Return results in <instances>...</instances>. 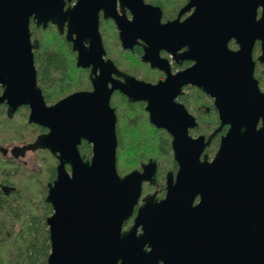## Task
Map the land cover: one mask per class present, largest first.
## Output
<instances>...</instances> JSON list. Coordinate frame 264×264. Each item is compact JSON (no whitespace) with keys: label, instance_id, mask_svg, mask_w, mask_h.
<instances>
[{"label":"water","instance_id":"water-1","mask_svg":"<svg viewBox=\"0 0 264 264\" xmlns=\"http://www.w3.org/2000/svg\"><path fill=\"white\" fill-rule=\"evenodd\" d=\"M68 2L0 0V105L8 104L9 118L29 107V123L48 130L31 148L48 150L60 161L46 198L53 208L46 221L47 264H264V91L255 77L257 62L264 66V0H188L178 19L165 25L162 9L144 0H77L66 9ZM101 12L116 19L125 50L142 41L143 62L166 71L165 82L146 84L105 61ZM33 16L39 26L51 21L61 33L68 24L78 66H93V92L47 106L37 83ZM257 44L261 54L255 60ZM161 51L195 64L173 76ZM190 84L212 98L219 113L221 126L208 139L190 136L193 119L176 102ZM116 91L130 103L148 104L152 124L173 137L179 165L176 179L173 173L167 177L166 198L146 197L128 229L143 183L156 181L157 164L151 160L143 171L124 177L118 173L117 114L111 105ZM226 126L209 161L204 153ZM83 141L92 146L91 160L81 156Z\"/></svg>","mask_w":264,"mask_h":264},{"label":"flooded vegetation","instance_id":"flooded-vegetation-1","mask_svg":"<svg viewBox=\"0 0 264 264\" xmlns=\"http://www.w3.org/2000/svg\"><path fill=\"white\" fill-rule=\"evenodd\" d=\"M144 1L147 4L153 5L146 0H144ZM187 3H188V1H187ZM187 3L185 5H183L182 7H180L179 9H177L176 11L174 9H172L173 11L171 13H169V11H168L167 15L165 14V11L160 6H156V5H153V6L160 7L162 9V11H163L162 24L165 25L169 22L176 21L179 17L178 15H179L180 11L187 5ZM76 4H77V0H72L71 3L70 2L67 3L66 9L73 8ZM117 11H118L119 15H122L121 6H120L119 2L117 3ZM190 15H191V13H188V14L182 16L181 22H184ZM115 17H122V16H115ZM126 17L131 22L134 20V16H132L131 12L128 10H127V16ZM98 18H99L98 19L99 20V33L101 35L103 45H104V49L106 51V57L104 58L105 61L111 60L120 73H123L125 75L130 76V77H133V78L137 79L138 81H143L146 84L156 86L159 83L165 82L168 79V73L166 71L160 70L158 68H153L151 63L143 62L144 48L142 45L143 44L142 41H140L141 45H136L133 50H125L123 48L122 41H121V29L119 28V26L116 22V19L114 17H111V16H105L104 12H101L100 15L98 16ZM30 33H31V43L32 44L38 43V47L33 50L34 62H35L36 70H37L38 87L41 89V91L43 93V96H44V99H45L47 106H49V107L56 106L58 103H60L64 99H66V98H68V97H70L76 93L93 92L94 91L93 80L91 78L93 66L89 67V68H83V67L78 66L79 53L74 51L73 42L68 40V34H69L68 24L66 25V27L63 29V32L61 33L58 25H56L55 23L50 21L46 27L44 24L39 26L37 24V21L35 20V16H33L30 19ZM73 37H74V39H76L77 38L76 34ZM110 37H113V44H114V46H117L119 48L120 53L124 52L126 55H128L134 59V62H132V60L128 61L129 60L128 58H127L128 60L125 61V63L128 66L127 72L122 70L121 67L117 64V62H119L121 60L115 58L111 54V51L109 50L110 49L109 47L111 46L109 44ZM108 40H109V42H108ZM45 43H47L48 46L51 47L52 50L60 51V52L64 53V56H65L66 62H67V72L69 75V82L68 83H64L63 80L61 79V76L56 75V77L58 78V82H57V85L50 92L51 97H52L50 102L46 100L44 90L39 84L38 67L36 64V53L40 50L42 45ZM84 46L87 49L90 48V44L87 42L84 43ZM137 49H140L142 51L141 56H138L136 53H134V52H137L136 51ZM185 51H186L185 49H182L181 51H179L178 54L183 55V53H185ZM67 55L69 58H71V63L74 62L73 67L76 69V71L81 73L84 76L85 83H86L84 88L74 89L73 81L71 78L72 75L70 72V69L72 68V66H70L71 63H70ZM160 57L162 60L166 61L167 65L169 66V73L173 76L188 70L189 68H191L195 64L194 62L187 61V60H181L179 63L175 60V56L173 54L167 52V51H161ZM258 57L259 56H257V57L254 56V59L257 60ZM137 58H138V60L140 59L139 60L140 64L136 63ZM262 68L264 71L263 65H262ZM256 71H257V64H256ZM129 72H133V74L129 73ZM99 74H100V71L97 72L98 76H99ZM255 77H256V72H255ZM95 78H96V76L94 75L93 79H95ZM113 79L118 80V81H123L122 77H118L116 75H113ZM259 84H260V81H259ZM260 87L264 91V83H262V85L260 84ZM3 91H4V89L2 87H0V96L3 95ZM202 94H203V96H205L204 101H202L203 100ZM117 95L123 96L129 105L134 106L132 109L127 108V110H129L131 112V114H134L136 117L134 119L132 118L133 121H136L137 123L138 122L142 123L143 126L147 127L151 132H161L163 134H166V137H169L171 139V141H170L171 142V156L170 155L164 156L165 159H163V161L158 162L157 160L149 159L147 162L140 164L139 168L127 171V172H125V174H121L118 171V173L122 177H124V176L130 174L131 172H133L135 170L143 171L144 165H147L151 160L155 161L157 164L156 181L154 183H150V182H144L143 183V192H142L141 199L139 201V205L136 207L135 215H134L133 219H131L129 221L132 225L133 221L137 215L138 209L143 204V201L146 197L155 195L156 199L158 201H161V200L166 198L167 188H168L167 177L170 173H173V178L176 179L177 173L179 171V165L175 161L174 151L172 148L173 137L169 134V132L166 129H159L155 125L152 124L150 113L147 111L148 104L146 102H143V101L136 102V103H130L128 98L125 95H123L122 93H120L119 91L114 92V94L112 96V101L114 100V98H116ZM112 101H111V105H112ZM176 102L179 103L180 105H183V107L187 110L189 116L192 117V119H193L192 123L195 124V126L193 128L189 129V134L192 138L196 139L200 136H205L208 139L215 131H217L219 129L218 127L221 126L219 113L215 107L214 100L212 98H210L207 94H205L197 86L190 84V85L183 87L181 94L176 99ZM112 107H113V105H112ZM113 108L116 110V114H117V109L115 107H113ZM0 109H2V111L5 113V116L7 118H9V116H8V104L7 103L1 104ZM22 109H24L25 111L28 112V120L27 121L29 123V115H30V108L29 107H26V106L21 107L16 112L14 117ZM201 114L207 115V117H208L207 123L210 124L211 128H213V131H211L210 134H208V135L201 133V131H202ZM9 119H11V118H9ZM30 125L38 126L39 128H42L45 130L44 133L39 134L37 136L35 141L41 135L48 133L47 129H45L39 125H36V124H30ZM117 125H118V115H117ZM228 130H229L228 126L224 127L221 130V132L218 133L213 138V140L216 137H219V140L221 141L222 136L226 135ZM5 132H6L5 129H3L2 133H1V138L4 139V141L7 139V136H5ZM213 140H212L211 146L208 147L204 153L205 155L209 156V161L214 160L217 152L219 151L220 143H221V142H219V148L216 150V152L213 153L212 155H210L207 152V150H209L212 147ZM35 141L31 142V143H29V142L24 143L23 142V143H21V147H17V145H16V146H14L13 149H11L13 146H11V147H9V146L5 147L3 145L0 146V157H1L0 159L3 160L2 164L5 166L4 168L0 167V169L2 170V171H0V191H2L6 196H10L11 193H15V192L20 191L18 189V187L9 178L7 168L10 166L20 168L21 164L25 165L23 162V159L26 157V155L29 152H32V153L47 152L48 154H50L52 156V159L54 161V164L52 165V167L50 169L49 178L47 179L46 185L44 186V190L46 191L45 195L47 198L48 192H49V185L53 184L55 182V180L57 179L58 167L60 165V161L54 155H52L51 152H49L48 150H33L31 148V146H32V144L35 143ZM84 143H87V142L83 141V143L79 147V150ZM118 147H119V143H118ZM80 153H81V150H80ZM81 156H82V154H81ZM82 158L84 160L88 161V160H91L92 155L89 159L85 158V156H82ZM0 163H1V161H0ZM66 169L69 173H71V167L70 166H66ZM117 169H118V159H117ZM7 191H9V193ZM131 225H130V227H131Z\"/></svg>","mask_w":264,"mask_h":264},{"label":"trees","instance_id":"trees-1","mask_svg":"<svg viewBox=\"0 0 264 264\" xmlns=\"http://www.w3.org/2000/svg\"><path fill=\"white\" fill-rule=\"evenodd\" d=\"M187 1L188 0H150L148 2L160 6L167 15L171 7H174L173 9L176 11L185 5ZM231 48H237L235 43L231 44ZM136 51L137 52L134 53L141 56L142 51L140 49ZM260 54V45L257 44L254 56L257 57L260 56ZM139 60L138 58L136 59L137 62H139ZM36 64L38 67L39 84L44 90L46 100L50 102L52 98L50 92L58 82L56 75L61 76L64 83L69 82L66 58L64 53L52 50L51 47L45 43L36 53ZM117 64L122 70L127 72L128 66L125 61H119ZM129 73L133 74V72ZM256 78L260 81L261 85L264 83V71L260 63H257ZM204 97L205 96L202 94V101H204ZM116 101L121 102L128 109H132L134 106L129 105L126 99L121 95H117L112 101V105L117 109L118 115L117 135L119 147L117 159L119 173L123 174L126 171L139 168L140 164L147 162L149 159L161 162L163 161L160 160L161 156L162 158H164V156H171V139L161 132H150V139L148 134H143V142L134 144L133 141L141 135V132L137 130V122H133L130 117L124 130L125 123L116 105ZM23 112L28 113L22 109L14 118L9 119L5 116L2 109H0V130L2 131L5 129L7 133L10 132V138L12 139L31 143L35 141L39 134L44 133L45 130L38 126L30 125L28 121L26 122L27 119L24 121V125L18 124L17 117ZM201 120V133L205 135L210 134L213 128L207 123V115L201 114ZM122 124H124L123 127ZM19 125L34 129L35 134L32 139L31 136L27 138L21 133L18 129ZM138 132L140 134H138ZM8 136L9 135H7V137ZM219 142H221L219 137L213 140L212 147L207 150L210 155L215 153L219 148ZM80 150L82 156H85V158L89 159L91 157L92 147L89 144L84 143ZM45 194L46 191L44 190V197L37 210L25 205L23 199L24 195H22L21 191L11 193L10 196H6L0 191V264H47L48 257L51 253V242L46 221L47 218L53 214V208L46 202ZM130 225V222L126 224L125 229L130 228Z\"/></svg>","mask_w":264,"mask_h":264},{"label":"rangeland","instance_id":"rangeland-1","mask_svg":"<svg viewBox=\"0 0 264 264\" xmlns=\"http://www.w3.org/2000/svg\"><path fill=\"white\" fill-rule=\"evenodd\" d=\"M146 1H150V0H146ZM174 7H171L168 11L169 13H171ZM109 42V40H108ZM110 47V51L111 54L121 60L122 62L128 60V61H133V58L125 55L124 53H120V50L117 46H114L113 44V37H110V42H109ZM66 52V51H65ZM128 56V57H127ZM68 57V55H67ZM69 58V57H68ZM128 58V59H127ZM69 61L71 63V58H69ZM138 64H140L139 62H136ZM70 66H72V68L70 69L71 75H72V81H73V85H74V89H81L84 88V86L86 85L85 83V78L84 76L77 72L76 69L73 67L74 66V62L70 64ZM116 105L119 108V111L123 117V121L125 123L122 124V127L124 126V130L125 127L127 126V123L129 121V118H136L134 114H131V112L129 110H127V108L121 103L116 101ZM28 120V113L23 112L20 116L17 117V122L18 124H22L24 125V121ZM26 120V122H27ZM132 120V119H131ZM130 120V121H131ZM133 121V120H132ZM136 122V121H133ZM138 127L137 130L139 132H141V135H139V137H137V139L134 142V144H138L143 142V134H148L149 139H150V135H151V131L143 126L142 123L138 122L137 123ZM21 133H23L24 136H26L27 138L29 136H31V139L33 137V135L35 134V131L33 128H26L23 127L21 125H19L18 128ZM8 131V129H7ZM138 132V134H140ZM1 133L2 131L0 130V146H13L11 149L14 148V146L17 145V147H21V143H23L24 141H18L17 139H12L10 138L11 133H7L5 132V136L9 135L7 137V141L1 138ZM137 134V133H136ZM27 143V142H24ZM144 148V147H143ZM10 149V150H11ZM1 158V157H0ZM165 158H162V156L160 157V160H163ZM1 163H0V167L4 168L5 166L2 164V159H0ZM23 162L25 165L21 164V167H6L8 169V175L9 178L11 179V181L18 187V189L21 191L25 202V205L28 207H32L33 209H37L39 208L41 201L44 197V186L46 185V181L49 178V173H50V169L52 167V165L54 164V161L52 159V156L50 154H48L47 152H38V153H32L29 152L26 157L23 159ZM0 171H2L0 169ZM127 172V171H126ZM125 174V172L123 173Z\"/></svg>","mask_w":264,"mask_h":264}]
</instances>
